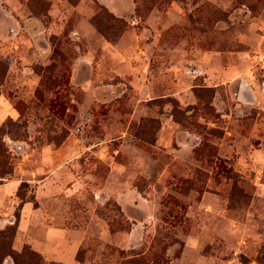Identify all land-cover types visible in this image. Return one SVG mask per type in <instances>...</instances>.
Listing matches in <instances>:
<instances>
[{"label": "rangeland", "instance_id": "obj_1", "mask_svg": "<svg viewBox=\"0 0 264 264\" xmlns=\"http://www.w3.org/2000/svg\"><path fill=\"white\" fill-rule=\"evenodd\" d=\"M0 61V230L31 201L64 264H264V0H0Z\"/></svg>", "mask_w": 264, "mask_h": 264}, {"label": "crops", "instance_id": "obj_2", "mask_svg": "<svg viewBox=\"0 0 264 264\" xmlns=\"http://www.w3.org/2000/svg\"><path fill=\"white\" fill-rule=\"evenodd\" d=\"M38 169L43 171L44 168L41 165L40 168H36L35 170L30 171L32 173V176L35 177L37 174H39ZM17 171L18 170L15 168L13 174L10 177L0 182V228L9 223L10 219L12 218L11 214L13 211L14 203L16 202L15 193L18 190L20 182L22 181V177ZM48 179L49 176L45 175L43 179H41V181L45 182ZM30 181H32V179H30ZM39 186H41V183L39 184ZM39 186L38 191L40 189ZM36 197H38V193ZM39 216L44 217V214L41 212V207L34 206L31 201H25L23 203L22 215L19 219V229L14 242V247L16 249L19 248L22 241L20 237L23 230L26 229L27 238L25 240L34 250H36L46 260L58 261L64 264L62 260L65 254L64 248H57L51 252L44 247L45 245H52L56 241H59L60 237L62 236L61 231L63 229L58 227H49L46 224L45 220H38ZM31 223H33L34 227H37L35 228L36 236L31 233L34 229L30 230L29 228V224ZM30 233L33 235L30 236ZM62 244L64 243L62 242ZM2 264H10L9 259H6Z\"/></svg>", "mask_w": 264, "mask_h": 264}, {"label": "trees", "instance_id": "obj_3", "mask_svg": "<svg viewBox=\"0 0 264 264\" xmlns=\"http://www.w3.org/2000/svg\"><path fill=\"white\" fill-rule=\"evenodd\" d=\"M5 73L6 66L0 61V84L3 82ZM3 134V129L0 127V179L12 173L9 152L2 139ZM20 200L22 201V198ZM18 217L19 215L16 214L17 221L15 225H10L0 230V264L5 256H11L15 264H34L41 258L38 252L28 246H23L20 251L12 247L11 243L16 233Z\"/></svg>", "mask_w": 264, "mask_h": 264}]
</instances>
